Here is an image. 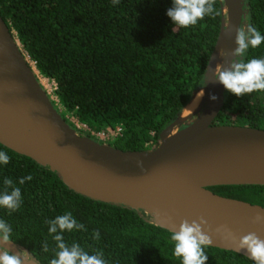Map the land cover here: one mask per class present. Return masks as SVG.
<instances>
[{"label":"trees","instance_id":"trees-1","mask_svg":"<svg viewBox=\"0 0 264 264\" xmlns=\"http://www.w3.org/2000/svg\"><path fill=\"white\" fill-rule=\"evenodd\" d=\"M243 2L247 26L264 35V0ZM171 6L172 0H0V16L38 73L55 83L54 95L67 114L94 132L120 126L121 135L108 144L146 150L201 86L222 15L216 0L218 15L179 27L166 15ZM251 58H264V42L239 57ZM213 124L264 129V91L237 97L225 90ZM0 151L10 157L0 164V192L4 179L11 178L22 195L18 210L0 207V219L12 227L13 241L41 264L55 255L46 221L65 212L87 229L64 231L65 243H79L89 254L102 252L107 264H181L168 230L128 207L70 190L56 173L1 144ZM28 175L32 179L20 184ZM208 188L264 207V185ZM93 231H99V240L92 238ZM205 253L206 264H253L218 247L208 246Z\"/></svg>","mask_w":264,"mask_h":264},{"label":"water","instance_id":"water-1","mask_svg":"<svg viewBox=\"0 0 264 264\" xmlns=\"http://www.w3.org/2000/svg\"><path fill=\"white\" fill-rule=\"evenodd\" d=\"M219 1L220 26L203 82L146 150L124 151L71 125L45 92L19 41L0 16V144L56 173L70 190L128 207L169 232L182 219L202 216L212 239L209 246L248 258L215 228L225 224L237 239L248 232L264 239V223L252 220L264 207L220 196L208 188L264 185V129L213 124L226 90L219 82H212L215 65L223 68L229 60L239 59L231 56L236 47L235 30L247 28L243 0ZM221 49L229 55L221 57ZM199 92L198 108L183 115ZM212 94L217 99H210ZM8 247L28 251L14 241Z\"/></svg>","mask_w":264,"mask_h":264},{"label":"clouds","instance_id":"clouds-1","mask_svg":"<svg viewBox=\"0 0 264 264\" xmlns=\"http://www.w3.org/2000/svg\"><path fill=\"white\" fill-rule=\"evenodd\" d=\"M112 2L118 4L119 0ZM215 2L216 0H172V6L167 9L166 15L174 25L186 28L196 25L205 16L218 15ZM234 42L236 47L231 56L244 57L249 47L256 48L264 42V35L253 25H248L246 29L238 27L235 30ZM219 55L226 57L229 53L221 49ZM212 82H219L237 97L254 91H264V58H251L247 61L231 59L228 66L223 68L221 64L215 65ZM210 99L215 100L217 97L212 94ZM9 162V155L0 151V164L6 165ZM31 179V175H28L20 178L19 183L24 184L26 180ZM4 185L5 190L0 192V207L7 208L11 213L21 207V190L14 185L11 178H5ZM252 220L254 223H264V212H256ZM46 223L48 233L54 234L52 239L55 241V255L49 264H107L102 252L89 254L79 243H65L62 235L64 231L87 230L71 212L58 215ZM215 231L232 239L236 245L235 250H244L253 264H264V239L255 232H248L237 239L225 224L218 225ZM11 233L12 227L0 219V264H36L32 253L23 249L12 251L8 247L13 241ZM92 238L99 240V231H93ZM170 239L173 243V255L180 259L181 264H206L208 255L205 248L212 244V239L207 232V220L204 217L182 219L175 230H172ZM42 248L45 252L49 250L47 241L43 242Z\"/></svg>","mask_w":264,"mask_h":264},{"label":"rangeland","instance_id":"rangeland-1","mask_svg":"<svg viewBox=\"0 0 264 264\" xmlns=\"http://www.w3.org/2000/svg\"><path fill=\"white\" fill-rule=\"evenodd\" d=\"M29 63H31L30 65L33 66V70L36 73V75L38 76V80L40 82V84L42 85V87L44 88L45 92L48 94V96L50 97L51 101L53 102V104L55 105V107L57 108V110L59 111V113L73 126L80 132L83 134H86V132L84 131V129L81 127V125L69 114H67L64 111V108L59 104L57 97L54 95V89H55V83L52 80H49L45 77H42L38 71L35 69L34 64L29 60ZM42 78H44L45 83H42ZM107 143V142H105ZM155 144V143H154ZM153 144V145H154ZM152 146V145H151Z\"/></svg>","mask_w":264,"mask_h":264},{"label":"built area","instance_id":"built-area-1","mask_svg":"<svg viewBox=\"0 0 264 264\" xmlns=\"http://www.w3.org/2000/svg\"><path fill=\"white\" fill-rule=\"evenodd\" d=\"M79 123V122H78ZM81 127L84 129L86 133H89L94 140H97L99 142H111L113 141L117 136L121 135V127H116L113 131L107 132V131H98L94 132L91 131L86 125L81 124Z\"/></svg>","mask_w":264,"mask_h":264},{"label":"bare ground","instance_id":"bare-ground-1","mask_svg":"<svg viewBox=\"0 0 264 264\" xmlns=\"http://www.w3.org/2000/svg\"><path fill=\"white\" fill-rule=\"evenodd\" d=\"M29 64H31V63H29ZM31 67L33 68V66H31ZM42 83H43V84L45 83L44 78H42ZM201 95H202V93L199 92L198 94H196V95L194 96V98H193V99L189 102V104L184 108V110H183V115H186V114H188V113H190V112H193V111H195V110L198 108L199 103H200V99H201Z\"/></svg>","mask_w":264,"mask_h":264}]
</instances>
